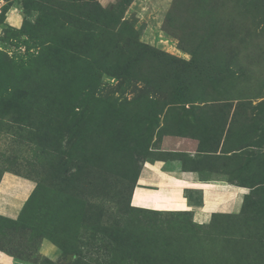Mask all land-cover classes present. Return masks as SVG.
Listing matches in <instances>:
<instances>
[{
    "label": "rangeland",
    "instance_id": "obj_1",
    "mask_svg": "<svg viewBox=\"0 0 264 264\" xmlns=\"http://www.w3.org/2000/svg\"><path fill=\"white\" fill-rule=\"evenodd\" d=\"M176 162L239 212L138 189ZM6 173L39 185L0 215L17 264H264V0H0Z\"/></svg>",
    "mask_w": 264,
    "mask_h": 264
},
{
    "label": "crops",
    "instance_id": "obj_2",
    "mask_svg": "<svg viewBox=\"0 0 264 264\" xmlns=\"http://www.w3.org/2000/svg\"><path fill=\"white\" fill-rule=\"evenodd\" d=\"M144 170L145 172L142 173L138 189H141L146 197L150 198L156 195L166 196L167 193H164V190L168 181L173 184H179L180 189L187 191V194H190L192 198H196L197 201L199 199L198 197H202V201H198L199 203L197 204V209L201 207V209L198 210V215L196 217L199 222H207L201 220L203 213L204 215L209 214L210 216L213 213L226 212L229 202H233L231 209L234 212H239L240 210L236 211L233 209L235 200L233 197L229 198L227 194H224L220 201L219 199H215V201L208 193L205 194L204 192H200V194H202L201 196L198 192H195L193 187L203 189L211 185L203 183L200 180L199 175L195 172L184 171L179 162L170 165L159 163L145 168ZM212 183L223 184L224 182L215 181ZM37 187L38 184L31 179L13 173L4 174L0 182V215L12 220L18 219L21 216L25 205L32 200ZM225 192L229 191L225 190ZM176 193L178 192L176 191ZM232 194H234V192H232ZM154 204L155 202H153L152 199H144L142 201V205L145 207L153 208ZM224 205L226 206L224 207ZM43 253L48 258L54 259L57 257V249L47 244L43 247L42 254ZM0 264H17V262L15 258L0 252Z\"/></svg>",
    "mask_w": 264,
    "mask_h": 264
},
{
    "label": "trees",
    "instance_id": "obj_3",
    "mask_svg": "<svg viewBox=\"0 0 264 264\" xmlns=\"http://www.w3.org/2000/svg\"><path fill=\"white\" fill-rule=\"evenodd\" d=\"M64 96V95H63ZM80 101L78 99H74L73 101H69V104L67 106H69L71 112H73L74 110H76L78 107L76 106L77 103H79ZM79 115V113H73V116L74 117H77ZM1 182V180H0ZM39 187V185H38ZM38 187H37V190H36V193L38 191ZM36 193L34 194V196L36 195ZM34 196L32 198V200L30 202H32L34 200ZM29 202V203H30ZM259 203V201H258ZM28 204L25 205V207H27ZM258 206L257 204H254V206H249V202L245 205L244 209H243V215H248L250 214L249 211H253L254 213H258L259 212V209H258ZM249 229L248 230H259L261 227H262V224L261 222L257 221V220H254V222H250L249 224ZM166 244H168L167 246H170L171 245V242H167ZM165 244V245H166ZM163 247V246H162ZM156 262V260H155ZM162 263V262H161Z\"/></svg>",
    "mask_w": 264,
    "mask_h": 264
},
{
    "label": "bare ground",
    "instance_id": "obj_4",
    "mask_svg": "<svg viewBox=\"0 0 264 264\" xmlns=\"http://www.w3.org/2000/svg\"><path fill=\"white\" fill-rule=\"evenodd\" d=\"M158 204H155V206H157ZM159 205H161V204H159Z\"/></svg>",
    "mask_w": 264,
    "mask_h": 264
}]
</instances>
